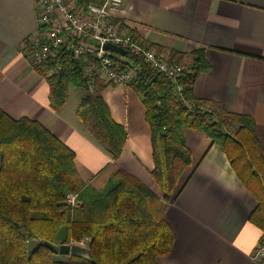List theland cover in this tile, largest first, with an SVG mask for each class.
Instances as JSON below:
<instances>
[{
    "label": "crops",
    "instance_id": "1",
    "mask_svg": "<svg viewBox=\"0 0 264 264\" xmlns=\"http://www.w3.org/2000/svg\"><path fill=\"white\" fill-rule=\"evenodd\" d=\"M36 8L37 0H0V110L46 127L74 151L80 179L96 191L122 169L159 194L150 175V127L130 83L98 80L111 118L126 131L117 158L98 146L78 119L83 90L69 86L64 107H49L47 80L21 50L23 40L37 32ZM114 17L131 36L178 64L179 57L202 49L208 69L195 78L193 97L250 116L264 159V0H123ZM182 134L192 166L178 187L193 171L166 203L163 218L173 242L157 264H258L251 255L261 230L248 220L255 198L205 132Z\"/></svg>",
    "mask_w": 264,
    "mask_h": 264
},
{
    "label": "trees",
    "instance_id": "2",
    "mask_svg": "<svg viewBox=\"0 0 264 264\" xmlns=\"http://www.w3.org/2000/svg\"><path fill=\"white\" fill-rule=\"evenodd\" d=\"M81 3L100 0H79ZM130 87L140 96L150 127L153 168L151 188L118 169L101 191L83 182L75 168V153L36 120L11 118L0 110V264H157L173 242L163 218L192 166L183 129L201 130L226 156L231 169L255 198L248 220L264 231V159L254 120L227 111L221 104L195 99V78L208 69L202 49L177 60L183 73L175 81L141 61ZM48 77L49 107L60 111L73 86L84 94L76 115L91 139L117 158L126 139L123 126L110 116L101 96L103 85L91 86L82 69L68 56ZM176 85L181 89L176 90ZM208 107V109H205ZM77 193L81 204L71 208L64 193ZM86 239L79 254L59 255L55 246ZM62 257V258H58Z\"/></svg>",
    "mask_w": 264,
    "mask_h": 264
},
{
    "label": "built area",
    "instance_id": "3",
    "mask_svg": "<svg viewBox=\"0 0 264 264\" xmlns=\"http://www.w3.org/2000/svg\"><path fill=\"white\" fill-rule=\"evenodd\" d=\"M123 0H100L81 3L79 0H37L36 33L21 43V50L33 68L39 67L50 77L59 71L61 56H68L82 69L91 86L94 79L104 83H129L137 74L138 64L104 48L106 43L117 45L126 55L155 69L171 80L181 77L183 68L172 57L141 43L115 19ZM181 89L176 85V90ZM205 109H208L206 107ZM71 208L81 200L77 193H64ZM88 248L86 239L71 242ZM252 259L264 264V231L261 232Z\"/></svg>",
    "mask_w": 264,
    "mask_h": 264
},
{
    "label": "water",
    "instance_id": "4",
    "mask_svg": "<svg viewBox=\"0 0 264 264\" xmlns=\"http://www.w3.org/2000/svg\"><path fill=\"white\" fill-rule=\"evenodd\" d=\"M104 48L107 50H110L114 53H117L119 55H125L126 52L124 49H122L121 47L111 44V43H106L104 45ZM44 245L48 246L51 249H56L58 251L59 254H79V253H83V248H81L78 245H69V244H60L58 246H55L53 244H50L48 242H44Z\"/></svg>",
    "mask_w": 264,
    "mask_h": 264
},
{
    "label": "rangeland",
    "instance_id": "5",
    "mask_svg": "<svg viewBox=\"0 0 264 264\" xmlns=\"http://www.w3.org/2000/svg\"><path fill=\"white\" fill-rule=\"evenodd\" d=\"M74 90H76L75 92H77V93H81L82 92V90H80V89H74ZM58 258H62V257H58Z\"/></svg>",
    "mask_w": 264,
    "mask_h": 264
}]
</instances>
